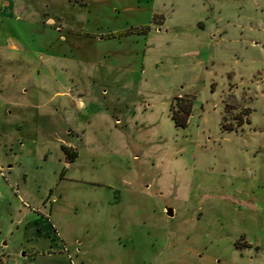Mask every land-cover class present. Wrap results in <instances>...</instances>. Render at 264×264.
<instances>
[{
  "label": "rangeland",
  "instance_id": "obj_1",
  "mask_svg": "<svg viewBox=\"0 0 264 264\" xmlns=\"http://www.w3.org/2000/svg\"><path fill=\"white\" fill-rule=\"evenodd\" d=\"M22 4L0 101L39 122L0 137V264H264V0Z\"/></svg>",
  "mask_w": 264,
  "mask_h": 264
},
{
  "label": "crops",
  "instance_id": "obj_2",
  "mask_svg": "<svg viewBox=\"0 0 264 264\" xmlns=\"http://www.w3.org/2000/svg\"><path fill=\"white\" fill-rule=\"evenodd\" d=\"M24 7L25 6L22 4V0H0V18L11 17L14 19H18L19 18L18 16H20V14H23V16H29V14L31 15V13H29L27 11L28 9H24ZM27 19H28V17H27ZM50 19H52V18L49 17L48 20H50ZM60 38L63 40H66V37L63 34H60ZM23 90H25V89H23ZM56 93L67 94V90H56V91H54L53 94H56ZM52 96L50 97V100L52 99ZM31 110H32V112H31ZM59 110H60V108H58V107H52L50 113H49V111L44 112L43 117L46 116L48 118L46 120H44L43 123L45 122V124L52 125L54 120H52L53 118L50 117V115L52 116L53 114H51V113L54 112L55 113L54 115L56 118ZM11 113L12 114L13 113H15V114L20 113L21 117H18V119L13 120V121L8 120L7 122H3L2 118L5 115L11 114ZM38 115L39 114L36 113V107L34 105L26 102V101L25 102H18V103L14 102V101H8V100L3 101V102L0 101V137L2 136V134H4L3 128L5 126H8V127L16 126V127L20 128L26 123L27 128L32 129L39 122V121H36V117ZM17 133L18 134L15 136V138H17V139L21 138V136L19 135L20 131H18ZM57 140L60 143V147H61V145H64L66 147L67 151L75 152V154H76L74 146L71 143H69L68 141H66L62 137H57ZM22 142H23L22 140L19 141L20 145L22 144ZM62 151L66 156H68L64 150H62ZM70 159H71V157L67 158L65 160V162H67ZM9 166H11L10 163L7 164V167H9ZM50 208H51V204H50Z\"/></svg>",
  "mask_w": 264,
  "mask_h": 264
},
{
  "label": "trees",
  "instance_id": "obj_3",
  "mask_svg": "<svg viewBox=\"0 0 264 264\" xmlns=\"http://www.w3.org/2000/svg\"><path fill=\"white\" fill-rule=\"evenodd\" d=\"M148 29L147 25H144L143 27L140 28L142 31H146ZM115 32H110L108 34H114ZM178 98V97H177ZM182 99V98H181ZM180 102H177V108L174 109L173 106L171 105V118L174 120L175 125H185L187 116L190 112V102L181 100ZM62 150L66 152V154L73 158L75 156V152H70L66 150V147L64 145H61Z\"/></svg>",
  "mask_w": 264,
  "mask_h": 264
},
{
  "label": "built area",
  "instance_id": "obj_4",
  "mask_svg": "<svg viewBox=\"0 0 264 264\" xmlns=\"http://www.w3.org/2000/svg\"><path fill=\"white\" fill-rule=\"evenodd\" d=\"M0 175H3V172L1 171V168H0Z\"/></svg>",
  "mask_w": 264,
  "mask_h": 264
}]
</instances>
